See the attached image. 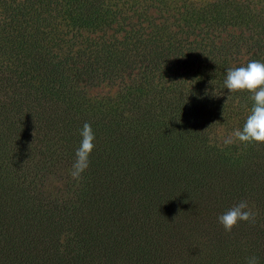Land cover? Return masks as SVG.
I'll return each mask as SVG.
<instances>
[{
	"label": "trees",
	"instance_id": "obj_1",
	"mask_svg": "<svg viewBox=\"0 0 264 264\" xmlns=\"http://www.w3.org/2000/svg\"><path fill=\"white\" fill-rule=\"evenodd\" d=\"M186 1L0 0V264H264V145L214 139L250 112L223 82L264 62L239 59L264 54V19ZM103 82L116 95H86ZM240 200L255 223L226 233L218 216Z\"/></svg>",
	"mask_w": 264,
	"mask_h": 264
},
{
	"label": "clouds",
	"instance_id": "obj_2",
	"mask_svg": "<svg viewBox=\"0 0 264 264\" xmlns=\"http://www.w3.org/2000/svg\"><path fill=\"white\" fill-rule=\"evenodd\" d=\"M223 85L229 94L249 93L252 101L250 112L242 128L235 129L226 143L239 142L245 147L264 145V62L250 60L246 65L228 68ZM79 135L81 141L75 150V159L70 170L71 177L77 181L88 169L90 156L95 148V134L89 123H84ZM255 220L256 214L250 209L246 200H240L218 216V222L226 233H231L242 221L254 224ZM246 264H259V260L251 256L246 259Z\"/></svg>",
	"mask_w": 264,
	"mask_h": 264
},
{
	"label": "rangeland",
	"instance_id": "obj_3",
	"mask_svg": "<svg viewBox=\"0 0 264 264\" xmlns=\"http://www.w3.org/2000/svg\"><path fill=\"white\" fill-rule=\"evenodd\" d=\"M212 0H187L186 3H192L196 5H203ZM248 5L251 9L256 11L263 19H264V0H236ZM149 16L155 17L157 13L154 9H150ZM75 34V38L77 41H84V43H93L94 41L100 42V37L104 38L107 36V32L102 31H80L73 32ZM264 56L263 53H259L250 49L249 46H245L241 49L239 59L240 61L247 60L249 58H262ZM119 89V84H108V83H100L96 85L85 86L86 95L89 97H106V96H114L116 95ZM232 123H228L227 125L218 126L214 132V139L217 143H226L231 138L232 132L235 130V127L232 126Z\"/></svg>",
	"mask_w": 264,
	"mask_h": 264
}]
</instances>
